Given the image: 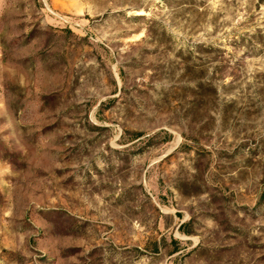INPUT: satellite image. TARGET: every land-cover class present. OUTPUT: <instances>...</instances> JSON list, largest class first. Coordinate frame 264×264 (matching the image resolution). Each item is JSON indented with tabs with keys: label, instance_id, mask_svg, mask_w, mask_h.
I'll return each instance as SVG.
<instances>
[{
	"label": "rangeland",
	"instance_id": "obj_1",
	"mask_svg": "<svg viewBox=\"0 0 264 264\" xmlns=\"http://www.w3.org/2000/svg\"><path fill=\"white\" fill-rule=\"evenodd\" d=\"M0 264H264V0H0Z\"/></svg>",
	"mask_w": 264,
	"mask_h": 264
}]
</instances>
